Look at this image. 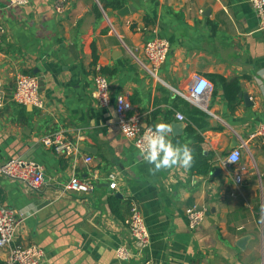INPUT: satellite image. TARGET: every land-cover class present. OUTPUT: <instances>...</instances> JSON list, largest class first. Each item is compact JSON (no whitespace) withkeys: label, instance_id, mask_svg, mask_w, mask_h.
<instances>
[{"label":"crops","instance_id":"1","mask_svg":"<svg viewBox=\"0 0 264 264\" xmlns=\"http://www.w3.org/2000/svg\"><path fill=\"white\" fill-rule=\"evenodd\" d=\"M59 1L16 8L0 0V163L14 158L43 168L39 191L0 179L2 205L18 220L15 243L42 249V264H121L115 250L133 248L124 222L134 201L151 236L150 264H264V145L250 139L264 124V32L249 0H67L58 14ZM154 36L170 45L155 77L142 52ZM97 69L110 86L104 109L93 98ZM19 74L39 78L42 110L11 100ZM194 76L212 84L206 110L183 97ZM118 96L142 116L143 128L181 123L182 132L168 137L174 145L191 148L200 138L212 172H150L154 165L117 127ZM54 133L78 144L77 159L41 145ZM235 143L244 145L242 157L229 169L224 161ZM92 174L93 190L63 191L73 176ZM110 174L119 176L115 192ZM193 206L206 211L196 230L186 218Z\"/></svg>","mask_w":264,"mask_h":264},{"label":"built area","instance_id":"2","mask_svg":"<svg viewBox=\"0 0 264 264\" xmlns=\"http://www.w3.org/2000/svg\"><path fill=\"white\" fill-rule=\"evenodd\" d=\"M10 7L25 8L31 0H7ZM67 0H61L56 6V12L61 14ZM249 4L255 14L258 30L264 32V0H249ZM5 30L0 27V45L3 42ZM142 52L149 65L147 70L150 75L156 72L165 63L170 45L167 40L154 36L151 40L144 43ZM146 68V67H145ZM147 69V68H146ZM203 85V87H201ZM93 98L96 106L100 109L106 108L110 104V86L108 79L97 69L93 79ZM212 84L205 78L194 76L188 85V95L183 96L189 103L200 110H206V97L212 92ZM4 85L0 81V110L5 103ZM11 100L20 106H29L34 109L42 110L43 100L40 96L39 78L35 75L19 74L15 78L14 91ZM116 124L121 134L132 143L139 152L138 144L142 143V138L147 128L142 127V116L132 112V107L125 96H118L115 99ZM178 121H184V117L177 114ZM250 139H257L264 145V124L255 128ZM41 145L51 149L56 155L65 159H77L80 149L77 143L67 141L61 133H54L44 137ZM244 145L232 150L224 161V165L229 169H234L240 163L242 149ZM233 156L235 159H232ZM85 165L92 163L91 156H84L82 159ZM241 170L238 172V174ZM5 178L10 181L19 182L32 191H39L43 186V168L35 163L21 159H8L0 163V179ZM97 175L92 174L90 178L80 180L73 176L68 183L63 186L64 192L80 194L89 192L94 188ZM118 175L110 174L107 176L109 191H117ZM236 182L239 176L234 178ZM206 211L197 206L189 209L186 218L188 228L196 230L204 221ZM133 248L120 246L115 250V258L121 264H128L136 261L137 264H150L144 252L150 247L151 236L146 226L145 219L140 212L138 205L134 201L129 203V214L124 222ZM18 220L13 210L7 209L2 205L0 199V255L3 264H42L44 252L37 246H19L15 243L17 234Z\"/></svg>","mask_w":264,"mask_h":264},{"label":"clouds","instance_id":"3","mask_svg":"<svg viewBox=\"0 0 264 264\" xmlns=\"http://www.w3.org/2000/svg\"><path fill=\"white\" fill-rule=\"evenodd\" d=\"M264 72V69L260 70ZM203 87V85H201ZM173 128L165 122H159L153 128L146 129L142 143L138 144L139 156L143 161L154 165L150 172L170 169L174 166L188 169L193 164L192 149L188 144L174 145L169 135ZM232 159H235L233 156Z\"/></svg>","mask_w":264,"mask_h":264},{"label":"trees","instance_id":"4","mask_svg":"<svg viewBox=\"0 0 264 264\" xmlns=\"http://www.w3.org/2000/svg\"><path fill=\"white\" fill-rule=\"evenodd\" d=\"M24 75H32V74H24ZM193 141H194V144L191 147L192 155H193V164L190 168H188V170L192 174L206 177L210 174V172H212L211 171L212 168L210 164L208 163L209 162L208 158L204 157V155L202 154V150L200 147L202 144V140L198 137H195ZM111 201L112 203H116V204L118 203V201L115 199H111ZM0 264H3L1 260H0Z\"/></svg>","mask_w":264,"mask_h":264},{"label":"water","instance_id":"5","mask_svg":"<svg viewBox=\"0 0 264 264\" xmlns=\"http://www.w3.org/2000/svg\"><path fill=\"white\" fill-rule=\"evenodd\" d=\"M123 10H126V9H123ZM128 10V9H127ZM128 12V11H127ZM244 97V100L246 101L247 100V97L245 95H242ZM173 128V133L174 135L177 134V133H181L182 132V129H183V125L181 123H176L172 126ZM235 146L238 147V145L235 143ZM90 149H86V152H90L89 151ZM217 173L214 174V176L216 175Z\"/></svg>","mask_w":264,"mask_h":264}]
</instances>
